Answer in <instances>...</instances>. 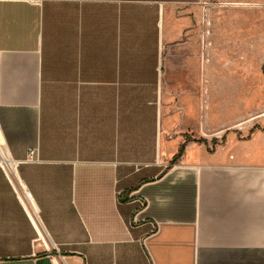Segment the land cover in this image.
I'll return each instance as SVG.
<instances>
[{"label": "crops", "instance_id": "crops-1", "mask_svg": "<svg viewBox=\"0 0 264 264\" xmlns=\"http://www.w3.org/2000/svg\"><path fill=\"white\" fill-rule=\"evenodd\" d=\"M204 1L0 0V264H264V147L191 136L172 55Z\"/></svg>", "mask_w": 264, "mask_h": 264}, {"label": "rangeland", "instance_id": "rangeland-1", "mask_svg": "<svg viewBox=\"0 0 264 264\" xmlns=\"http://www.w3.org/2000/svg\"><path fill=\"white\" fill-rule=\"evenodd\" d=\"M173 56L201 63L197 129L208 151L264 147V0H206L176 8Z\"/></svg>", "mask_w": 264, "mask_h": 264}]
</instances>
